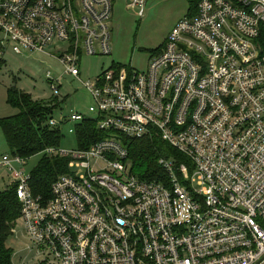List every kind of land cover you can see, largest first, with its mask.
Segmentation results:
<instances>
[{
    "label": "built area",
    "instance_id": "1",
    "mask_svg": "<svg viewBox=\"0 0 264 264\" xmlns=\"http://www.w3.org/2000/svg\"><path fill=\"white\" fill-rule=\"evenodd\" d=\"M113 10L112 0H0V62L9 50L54 57L64 72L47 74L52 98L65 76L91 98V118L50 124L93 120L111 133L44 152L70 158L48 201L33 194L27 160L0 159L21 205L20 264H264V0H202L146 70L113 65L82 82L84 56H111ZM153 134L190 161L160 160L169 185L131 173L122 139Z\"/></svg>",
    "mask_w": 264,
    "mask_h": 264
},
{
    "label": "rangeland",
    "instance_id": "2",
    "mask_svg": "<svg viewBox=\"0 0 264 264\" xmlns=\"http://www.w3.org/2000/svg\"><path fill=\"white\" fill-rule=\"evenodd\" d=\"M196 0H145V7H129L128 0H115L112 28L113 44L109 57L84 56L80 62L82 82L94 83L103 72L113 65L138 71L147 69L155 51L166 43L177 24L187 18ZM143 10V14H142ZM63 50L66 44L58 43L46 48L47 54H56V50ZM156 56V55H155ZM154 57V56H153ZM64 72L63 67L46 54L29 53L16 55L8 51L4 56V64L0 68V119L8 118L17 113L7 103V90L16 88L35 101H49L52 92L48 85L47 74L58 79ZM58 99L63 103L56 109L54 119L69 118L72 113H80L91 118V98L82 83L74 78L65 76L60 84ZM63 138L60 148L76 150L78 145L75 133L70 129L76 128L72 122L60 123ZM9 153L3 132L0 128V159ZM41 156L29 159L27 170L31 172L39 163ZM12 184L11 174L0 167V192ZM17 235L11 236L7 246L13 251V263L20 264L21 258L26 256L27 241L24 236L22 220L16 226Z\"/></svg>",
    "mask_w": 264,
    "mask_h": 264
},
{
    "label": "trees",
    "instance_id": "3",
    "mask_svg": "<svg viewBox=\"0 0 264 264\" xmlns=\"http://www.w3.org/2000/svg\"><path fill=\"white\" fill-rule=\"evenodd\" d=\"M113 5H114V1ZM202 0H196L190 15H197ZM167 42V41H166ZM166 43L157 50H152V57L162 52ZM4 62H0V68ZM6 103L17 111L11 117L0 119V128L3 132L9 153L13 157L29 161L35 156H41L37 166L30 172V188L36 197L44 201L51 199V188L58 178L69 172L70 158L47 155L44 152L49 148L61 146L63 133L61 129L53 127L50 122L54 119L56 109L63 104L58 98L49 101H35L30 95L16 89L7 90ZM78 145L84 150L91 145L110 137L111 133L98 129L97 122L86 120L77 124L75 128ZM129 152L131 173L140 180L157 181L166 185L170 178L159 164L161 159L176 162L177 166L190 165V161L159 136L153 134L141 140L122 139ZM5 155V154H4ZM21 218V205L16 194V185L13 183L0 192V264H14L13 251L7 246L13 236Z\"/></svg>",
    "mask_w": 264,
    "mask_h": 264
},
{
    "label": "water",
    "instance_id": "4",
    "mask_svg": "<svg viewBox=\"0 0 264 264\" xmlns=\"http://www.w3.org/2000/svg\"><path fill=\"white\" fill-rule=\"evenodd\" d=\"M130 2H129V0H128V4H129Z\"/></svg>",
    "mask_w": 264,
    "mask_h": 264
}]
</instances>
